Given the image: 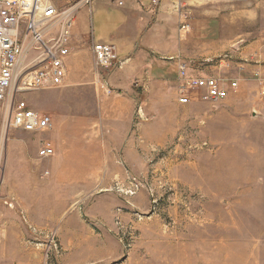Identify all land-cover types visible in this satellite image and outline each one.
<instances>
[{"label":"rangeland","instance_id":"1","mask_svg":"<svg viewBox=\"0 0 264 264\" xmlns=\"http://www.w3.org/2000/svg\"><path fill=\"white\" fill-rule=\"evenodd\" d=\"M218 5L228 10L235 36L259 34L255 28L264 17V0H219ZM244 11L255 14L252 24ZM92 18L82 17L87 35L93 29ZM101 81L93 76V83L89 82L83 73L70 81L68 74L61 86L18 98L54 120L88 121L93 117L83 107L94 101L83 91L98 87L107 93ZM257 87L250 81L244 99L187 105L179 103V83L175 86L174 81L162 96H139L134 115L140 137L137 158L119 164L121 171L109 190L93 189L75 197L62 193L66 200L73 199L69 210L77 212L91 232L103 236L111 229L100 220H115L110 227L121 253L99 264H264V114L255 110L264 100ZM229 104L254 112L234 114ZM3 131L0 122V238L13 217L24 224L32 247L22 258L35 264H60L61 246L59 255L46 258L48 236L55 231H38L21 212L15 194L24 188L19 186L20 177L7 171L27 161L14 155L10 159ZM88 137L83 140L89 141ZM40 141L39 148L46 142ZM53 156H38L31 166L55 172L57 164H48ZM107 207H112L110 212Z\"/></svg>","mask_w":264,"mask_h":264},{"label":"crops","instance_id":"2","mask_svg":"<svg viewBox=\"0 0 264 264\" xmlns=\"http://www.w3.org/2000/svg\"><path fill=\"white\" fill-rule=\"evenodd\" d=\"M77 1L58 3L66 6ZM119 1L124 4L120 6ZM218 1L161 0L155 7L153 0H94L90 8L80 9L86 10V17L93 16V29L87 35L82 19L85 16L79 11L73 41L79 43H75L77 50L67 59L70 81L83 73L89 82L96 76L109 87L110 93L98 87L83 91L94 101L83 107L93 119L52 118L53 129L38 135L14 128L3 131L9 140L10 159L14 155L27 161L7 171V175L20 177L19 186L24 188L15 194L21 212L38 231H55L64 252L60 264H99L115 260L121 253L110 227L115 220H100L111 229L105 230L103 236L91 232L80 215L69 210L73 199L66 200L68 196L62 193L71 192L75 197L84 191L111 188L117 171H121L119 164L138 155L140 137L134 115L139 96H162L170 82L178 85L179 59L188 61L190 73L196 76L237 81L238 88L229 91L230 101L244 99L250 81L257 82L258 96L264 91V17L258 30L255 28L258 35L240 39L232 33L233 20L228 19V10ZM243 15L252 24L255 14L244 11ZM94 42L115 45L119 65L99 74L92 53ZM228 106L234 114L254 112L245 106ZM255 110L264 114V103ZM85 135H89V141L83 140ZM40 140L54 150L48 164H57L55 172L31 166L44 146L39 148ZM107 208L110 212L112 207ZM5 224L0 238V264H35L22 258L32 251L24 224L13 217Z\"/></svg>","mask_w":264,"mask_h":264},{"label":"built area","instance_id":"3","mask_svg":"<svg viewBox=\"0 0 264 264\" xmlns=\"http://www.w3.org/2000/svg\"><path fill=\"white\" fill-rule=\"evenodd\" d=\"M94 0H78L61 6L58 0H0V122L4 130L21 129L44 133L53 129V119L30 108L19 95L63 85L67 77V59L75 51L74 29L79 11L91 7ZM161 0H153L158 6ZM118 4L122 6L123 1ZM187 26L183 27L186 29ZM95 70L101 74L119 65L117 47L113 44H92ZM179 98L182 105L192 102H221L237 81L191 74V64L179 59ZM102 88L109 87L102 82ZM264 100V91L261 92ZM54 155L46 144L38 152L41 159ZM60 254L56 233L48 236L46 258Z\"/></svg>","mask_w":264,"mask_h":264}]
</instances>
